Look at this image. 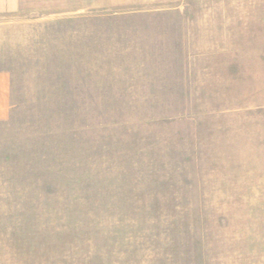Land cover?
Segmentation results:
<instances>
[{
    "label": "rangeland",
    "instance_id": "obj_1",
    "mask_svg": "<svg viewBox=\"0 0 264 264\" xmlns=\"http://www.w3.org/2000/svg\"><path fill=\"white\" fill-rule=\"evenodd\" d=\"M53 1L0 21V264H264V0Z\"/></svg>",
    "mask_w": 264,
    "mask_h": 264
},
{
    "label": "crops",
    "instance_id": "obj_2",
    "mask_svg": "<svg viewBox=\"0 0 264 264\" xmlns=\"http://www.w3.org/2000/svg\"><path fill=\"white\" fill-rule=\"evenodd\" d=\"M52 3L64 5L65 0H55ZM44 4H50V0H0V21H14L22 15L41 12L44 10L42 8ZM10 111V75L5 71H0V122L9 118Z\"/></svg>",
    "mask_w": 264,
    "mask_h": 264
}]
</instances>
